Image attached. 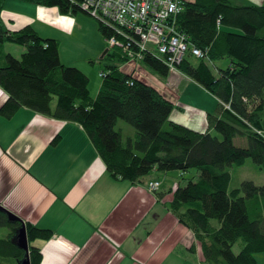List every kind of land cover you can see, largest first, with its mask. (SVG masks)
I'll return each instance as SVG.
<instances>
[{
	"label": "trees",
	"instance_id": "16d2710c",
	"mask_svg": "<svg viewBox=\"0 0 264 264\" xmlns=\"http://www.w3.org/2000/svg\"><path fill=\"white\" fill-rule=\"evenodd\" d=\"M5 1L0 0V89L7 99L0 105V116L9 119L26 108L78 124L115 180L138 183L152 171L194 172L168 192L166 208L193 233L202 262L257 264L254 255L264 254V184L250 181L229 189L228 168L251 159L264 169V5L184 0L174 27L208 59L187 54L175 70L219 101L214 112L206 114L207 130L198 133L170 121L174 104L162 93L120 70L128 60L118 50L105 54L103 60L115 64L105 66L99 90L90 96L88 77L60 62L55 40L41 38L31 26L7 30L1 18ZM18 1L54 7L62 15L83 12L80 0ZM98 31L103 39L111 36L99 23ZM7 43L25 48L20 58L3 54ZM223 60L228 64L219 68ZM143 65L160 79L170 72L149 57ZM118 121L132 126L133 136L123 137ZM237 137L245 140V148L235 147ZM21 226V221L11 222L0 212V264L23 262L25 252L16 240ZM23 226L28 261L40 264V249L31 244L50 240L53 234L28 222ZM234 245L238 254L232 251Z\"/></svg>",
	"mask_w": 264,
	"mask_h": 264
},
{
	"label": "crops",
	"instance_id": "0c3cea01",
	"mask_svg": "<svg viewBox=\"0 0 264 264\" xmlns=\"http://www.w3.org/2000/svg\"><path fill=\"white\" fill-rule=\"evenodd\" d=\"M228 1L236 6L264 5V0ZM4 3L1 18L9 32L31 26L48 40L77 33L76 19L54 7L18 0ZM17 46H6L9 51L4 45L3 54L17 58L25 51ZM60 62L64 64L61 58ZM227 64L223 60L217 66ZM120 70L151 84L126 65ZM89 74L96 82V70ZM152 78L173 85L167 93L159 91L174 104L170 121L204 133L206 114L213 113L219 101L177 70L166 79L154 74ZM99 87L92 86L93 97ZM6 99L0 89V105ZM194 175L152 171L138 183L115 180L78 124L26 108L9 119L0 116V205L23 224L52 232L50 240L31 244L40 249V264H204L193 233L166 208L168 192L180 179ZM153 181L160 183L156 193L147 189Z\"/></svg>",
	"mask_w": 264,
	"mask_h": 264
},
{
	"label": "built area",
	"instance_id": "2783aa9c",
	"mask_svg": "<svg viewBox=\"0 0 264 264\" xmlns=\"http://www.w3.org/2000/svg\"><path fill=\"white\" fill-rule=\"evenodd\" d=\"M183 3L184 0H80L79 8L110 31L111 36L103 39L108 50L120 51L129 63L149 57L174 71L187 54L208 59L206 52L192 46L174 27ZM158 187L159 183L153 182L147 189L153 193Z\"/></svg>",
	"mask_w": 264,
	"mask_h": 264
},
{
	"label": "rangeland",
	"instance_id": "374dc122",
	"mask_svg": "<svg viewBox=\"0 0 264 264\" xmlns=\"http://www.w3.org/2000/svg\"><path fill=\"white\" fill-rule=\"evenodd\" d=\"M11 5V1H8ZM78 22L76 26L77 33L71 38H65L61 36L55 40L58 43V54L68 67L77 68L82 74L88 77V89L90 96L93 97L91 91L92 86L95 84L99 87L101 81L100 75L105 71V66L112 65L115 63L103 60L104 58V48L103 38L98 31V22L92 17L90 18L85 13L80 12L77 15H71ZM105 42V41H104ZM99 43L101 48L99 49ZM6 46H11L12 48H17L18 46L6 44ZM6 50L10 51V47H6ZM13 53L16 49H12ZM18 59L20 55H17ZM129 63V62H128ZM131 66V67H130ZM122 67V66H121ZM126 67L131 69L137 77H141L145 82H150L151 86L155 88L158 92L170 91L173 88L172 84H164L158 81L156 78H152L153 73L147 70L142 61H137L133 63L126 64ZM96 70L97 81H93L91 75L89 74L91 69ZM183 75V74H182ZM174 89V88H173ZM167 93V92H166ZM117 128L121 129L122 135L125 138L133 136L135 130L132 126H128L122 121H118ZM235 147L245 148L246 143L243 138L237 137L233 141ZM229 174L231 176L230 183L228 185L229 189H239L243 182H252L256 186H261L264 184V169H258L255 164L252 163L251 159L246 160L244 165L237 167L228 168ZM173 173H178L174 171ZM156 182V181H153ZM152 182V183H153ZM181 182V181H179ZM159 183V182H156ZM183 183V182H182ZM150 184V183H149ZM148 184V185H149ZM160 185V183H159ZM175 183L173 184L174 187ZM159 188V187H158ZM155 192V191H154ZM262 201L259 200L260 207L262 206ZM262 208V207H261ZM239 248L237 245L232 247V251L235 254L239 253ZM257 264H264V254L254 255Z\"/></svg>",
	"mask_w": 264,
	"mask_h": 264
},
{
	"label": "water",
	"instance_id": "95a60500",
	"mask_svg": "<svg viewBox=\"0 0 264 264\" xmlns=\"http://www.w3.org/2000/svg\"><path fill=\"white\" fill-rule=\"evenodd\" d=\"M107 51L108 49L104 50V55L107 53ZM3 211L6 213L9 221L11 222L21 221L22 222V220L18 218L15 214L13 215L11 212L7 211L4 207L0 205V212H3ZM16 240L18 243V247L25 252V258L21 264H30V262L28 261V254H29L28 239H26V229L23 226V222H22V226L18 230Z\"/></svg>",
	"mask_w": 264,
	"mask_h": 264
}]
</instances>
